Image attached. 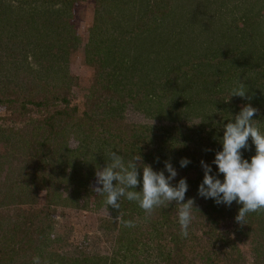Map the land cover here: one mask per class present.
Listing matches in <instances>:
<instances>
[{
    "label": "rangeland",
    "instance_id": "obj_1",
    "mask_svg": "<svg viewBox=\"0 0 264 264\" xmlns=\"http://www.w3.org/2000/svg\"><path fill=\"white\" fill-rule=\"evenodd\" d=\"M127 1L0 0V264H32L34 256L40 264H264V223H258L264 209L237 223L242 205L234 201L214 213L196 199L184 237L175 202L146 213L137 202L121 198L120 208L114 209L93 191L97 168L117 151L125 161L140 155L138 163L155 171L170 162L178 173L172 183L186 178L188 194L197 195L204 175L200 162L210 164L222 149L227 122L208 101L192 115L180 113L184 107L161 113L173 105L165 98L150 107L137 105L143 94L132 70L126 87L122 77L111 81L122 93L134 90L124 99L122 112L112 117L103 109L110 97L106 80L111 64L98 69L101 61L94 56L102 38L98 33L105 31L110 37L105 43L113 44L115 34L122 38L118 33L145 29L147 37H130L118 56H138L137 46L144 56L163 58L166 68L174 67L164 80L175 76L178 82L192 62L212 58L217 45L210 36L242 27L245 19L256 21L246 28L248 41L263 46L264 0H206L204 12L200 0H167L165 14H156L153 6L164 0H137L132 8ZM48 14L68 26L66 39L49 38ZM115 23L119 32L109 34L116 31ZM144 43L152 44L143 48ZM41 51L52 53L56 61L40 64L34 52ZM144 56L140 59L146 61ZM258 78L262 74L254 72L239 77V84L247 80L253 85ZM244 105L242 98L238 107ZM257 109L253 119L264 132V110ZM248 144L242 153L250 160L251 138ZM185 157L191 163L181 168ZM138 171L142 178V168ZM176 244L181 249L177 253Z\"/></svg>",
    "mask_w": 264,
    "mask_h": 264
},
{
    "label": "trees",
    "instance_id": "obj_2",
    "mask_svg": "<svg viewBox=\"0 0 264 264\" xmlns=\"http://www.w3.org/2000/svg\"><path fill=\"white\" fill-rule=\"evenodd\" d=\"M207 1L200 0L197 2L202 9L201 11L203 12L204 9L202 7V4L204 5ZM136 2L137 0H130L127 1L126 5H129L128 7L132 8L135 7L132 5V3L136 4ZM163 2V5L162 3H156L155 5L153 4L154 8H157L156 14L160 12L162 14H165V12L163 11V6L165 3L168 4V1L164 0ZM157 4L159 6H157ZM35 14L37 15V12ZM38 16L41 17L40 15ZM157 18H159V16L155 15V19ZM58 20H55V17L52 14H48V19L45 20V29H48L49 38H53L54 41H61L63 39H66L67 32L69 31L68 26L65 23H58ZM254 22L253 24L255 25ZM253 24L248 23L247 19H245L242 27H237V25H235V27L230 28L228 31L223 30L222 34L210 36L209 38L212 37V42L216 43L217 45V49L212 53V58H206L208 60H206L207 62L204 63L192 62L190 64L191 67L186 68L185 71L180 74V78H182V80L176 82V79L178 77L175 76L170 79L164 80V78L170 77V74L173 73L174 70H176L174 67L166 68V64L163 65L162 63H160L162 62L163 58H152L149 54L148 56H144L143 52L138 49L137 46L135 50L138 51V56L131 58L130 56H128V53H125L124 55L119 57L117 53L121 51L122 47H124L123 44H126L130 40V37L136 38L141 41L142 39L147 37V31L145 29L142 31L139 29H131L128 32L125 31V33H118V36H122V38H118L117 34L115 33L119 32L120 25L115 23L114 27L116 28V31H109V34H115V37L113 38V44L105 43L110 38L103 35L105 34V31L104 33H101V31L100 33H98L102 35V38L97 41V44H95L99 46V48L97 49V53L94 56L99 55L100 59H96V61L100 60L101 63H97L96 67L100 69L105 65V63L107 67L111 64V66L108 67L110 69V72L109 74H107L106 82L108 85L111 84V81L116 79L118 80V82H120V77H122V88L126 87V83L124 82H126V79L129 77V71L132 70L134 73L133 77L137 78V81L134 84H139L138 92H142L143 94L141 98L136 100L137 105L146 106L148 104L150 107L152 101H161L162 98H165L168 102H172L173 105H169V109L164 108L161 113H172L173 110H181L184 107V110H181L180 113H188L192 115V112H198L201 108H203L205 102L208 101V103L212 105L210 108L213 109L214 113L221 118L223 117L222 119L224 121H227L226 123H228V120L234 117L240 111L238 104L242 100V98L234 96L230 99V91L233 87L239 85V77L248 78L252 73L255 72L256 74H258V76L262 74V78L264 79V45L256 48V46L252 44L253 42L251 43L247 39L248 30L246 28L253 27ZM256 35L257 33H255V36ZM255 36H249V38L251 40L254 38L255 42ZM151 44L152 43H144L141 45L144 48L145 45ZM104 48H106L105 52H103ZM40 54L41 55H36L34 52V57L36 58L35 60H38L40 64L44 62L45 64L50 65L53 61H56V57L53 56L52 53L47 54V52L41 51ZM142 56L145 57L146 61L140 59ZM205 57H207V55H205ZM179 69L180 68L177 69L176 73H178ZM164 73H166L165 76L163 75ZM99 75L102 76L103 71ZM215 77H218L217 82L215 80ZM225 79L227 81H224ZM234 79L238 80L236 84L233 83ZM263 79H256L253 85L249 84V81L245 80L244 88L245 90H248V92L246 94V98H243L245 104L258 103L255 107L259 108L260 106V108H262L261 110H264ZM222 81L226 84L222 85ZM108 85L106 86L108 88V94L110 97L105 102L106 105L103 107V109L113 117L115 116V113L122 112L121 107L125 103L124 99L131 96L134 90H130L127 94H125L122 93V88H120V86L117 87ZM205 96L207 98H204ZM247 97H251V99L249 100ZM197 104L201 107L197 108ZM218 148L219 150H221L220 147ZM251 154L255 155V147L251 151ZM189 190L190 188H188L185 194V202L193 196V202L194 200L196 201V199L200 200L206 207L211 208L209 209L210 212L215 213L224 210L223 204L217 205L212 199L203 200L202 197L198 198V194L196 195V192L191 196L190 194H188ZM260 215L261 216L259 217L260 219H258V223L260 225H263L264 213H261ZM17 226H19V224H17L15 228ZM153 230L157 232L156 224H154ZM174 250L175 253H177L180 252L181 249H179L176 244ZM76 260L79 261L78 259ZM84 261H87V259H84ZM79 262L82 261L80 260ZM113 264H115V262H113Z\"/></svg>",
    "mask_w": 264,
    "mask_h": 264
},
{
    "label": "clouds",
    "instance_id": "obj_3",
    "mask_svg": "<svg viewBox=\"0 0 264 264\" xmlns=\"http://www.w3.org/2000/svg\"><path fill=\"white\" fill-rule=\"evenodd\" d=\"M247 92L243 84H239L231 89L230 99L234 96L246 98ZM257 112L258 109L251 103L242 106L228 123L223 124V136L220 138L222 149L215 153L210 164L204 160L200 162L204 175L197 194L204 199H212L217 205L231 206L234 201L242 205L235 217L237 223H244L248 213L264 209V132L260 131L256 126L257 120L253 119ZM249 138L255 147V155L250 160L244 158L242 153L243 149L251 147ZM140 161V155L125 161L117 151L110 152L106 166L97 168L95 172L96 186L93 191L103 196L104 203L114 209L120 208L121 198L137 202L146 213L175 202L181 235L186 237L193 208L191 198L185 202L187 179L180 178L173 184L178 173L168 161H165L161 171L138 163ZM189 163L191 160L187 157L179 161L181 168ZM213 165L216 166L215 173ZM141 168L142 178L138 171ZM220 174H223V179L219 178ZM137 185H142L140 191L136 190ZM127 224L132 226L130 221ZM32 264H40V257L34 256Z\"/></svg>",
    "mask_w": 264,
    "mask_h": 264
}]
</instances>
